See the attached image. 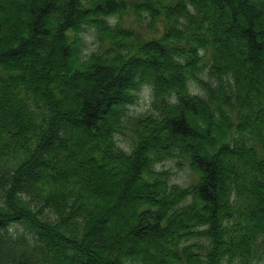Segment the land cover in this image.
Wrapping results in <instances>:
<instances>
[{
	"label": "trees",
	"instance_id": "obj_1",
	"mask_svg": "<svg viewBox=\"0 0 264 264\" xmlns=\"http://www.w3.org/2000/svg\"><path fill=\"white\" fill-rule=\"evenodd\" d=\"M0 194V264H264V0H0Z\"/></svg>",
	"mask_w": 264,
	"mask_h": 264
},
{
	"label": "rangeland",
	"instance_id": "obj_2",
	"mask_svg": "<svg viewBox=\"0 0 264 264\" xmlns=\"http://www.w3.org/2000/svg\"><path fill=\"white\" fill-rule=\"evenodd\" d=\"M134 25L138 28L142 29V25H140L136 20H134ZM162 30V25H160ZM85 40L88 43V46L85 48L92 49L95 46V36L93 34V30L89 29L87 32L85 31ZM153 94L151 89L145 87L139 91V98L136 103L131 105L129 109L130 115H140L148 112L152 107ZM130 131H126L125 133H119L117 135L119 144L125 147L126 149H131V141L134 138ZM183 162L182 158L173 157L166 159L165 161L159 163L160 168L169 169L172 172L171 181L174 183H179L183 186L188 185L191 182L198 180V175L190 170V167L186 162ZM1 196V194H0Z\"/></svg>",
	"mask_w": 264,
	"mask_h": 264
}]
</instances>
